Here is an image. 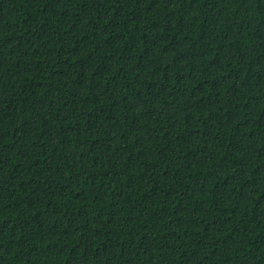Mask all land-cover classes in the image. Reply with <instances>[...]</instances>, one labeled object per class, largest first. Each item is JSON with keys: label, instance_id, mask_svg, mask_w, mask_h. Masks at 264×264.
I'll use <instances>...</instances> for the list:
<instances>
[{"label": "trees", "instance_id": "trees-1", "mask_svg": "<svg viewBox=\"0 0 264 264\" xmlns=\"http://www.w3.org/2000/svg\"><path fill=\"white\" fill-rule=\"evenodd\" d=\"M0 264H264V0H0Z\"/></svg>", "mask_w": 264, "mask_h": 264}]
</instances>
